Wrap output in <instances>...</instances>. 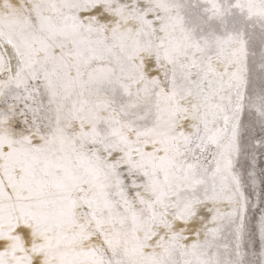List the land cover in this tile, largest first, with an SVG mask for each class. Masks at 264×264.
Masks as SVG:
<instances>
[{
  "label": "snow or ice",
  "instance_id": "obj_1",
  "mask_svg": "<svg viewBox=\"0 0 264 264\" xmlns=\"http://www.w3.org/2000/svg\"><path fill=\"white\" fill-rule=\"evenodd\" d=\"M0 264H264V0H0Z\"/></svg>",
  "mask_w": 264,
  "mask_h": 264
}]
</instances>
